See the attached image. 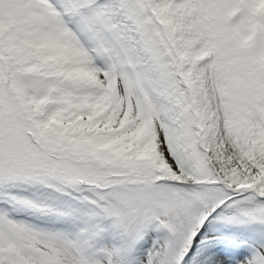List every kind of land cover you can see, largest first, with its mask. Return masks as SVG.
Returning <instances> with one entry per match:
<instances>
[{
  "label": "snow or ice",
  "instance_id": "6c2138e0",
  "mask_svg": "<svg viewBox=\"0 0 264 264\" xmlns=\"http://www.w3.org/2000/svg\"><path fill=\"white\" fill-rule=\"evenodd\" d=\"M220 210L264 226V0H0V264H189Z\"/></svg>",
  "mask_w": 264,
  "mask_h": 264
},
{
  "label": "rangeland",
  "instance_id": "374dc122",
  "mask_svg": "<svg viewBox=\"0 0 264 264\" xmlns=\"http://www.w3.org/2000/svg\"><path fill=\"white\" fill-rule=\"evenodd\" d=\"M227 215L226 210H220L209 219L201 237L206 243H197L189 264H197L202 256L210 257L211 264H244L257 251L264 252V226L229 223ZM150 246L149 239L143 248Z\"/></svg>",
  "mask_w": 264,
  "mask_h": 264
},
{
  "label": "bare ground",
  "instance_id": "6f19581e",
  "mask_svg": "<svg viewBox=\"0 0 264 264\" xmlns=\"http://www.w3.org/2000/svg\"><path fill=\"white\" fill-rule=\"evenodd\" d=\"M240 261V260H239Z\"/></svg>",
  "mask_w": 264,
  "mask_h": 264
}]
</instances>
